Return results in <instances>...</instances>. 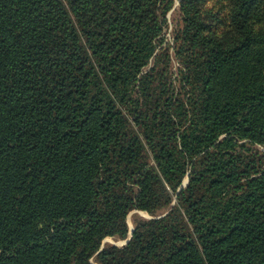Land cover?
<instances>
[{
    "label": "trees",
    "instance_id": "trees-1",
    "mask_svg": "<svg viewBox=\"0 0 264 264\" xmlns=\"http://www.w3.org/2000/svg\"><path fill=\"white\" fill-rule=\"evenodd\" d=\"M178 1L0 0V264H264V0Z\"/></svg>",
    "mask_w": 264,
    "mask_h": 264
},
{
    "label": "rangeland",
    "instance_id": "rangeland-1",
    "mask_svg": "<svg viewBox=\"0 0 264 264\" xmlns=\"http://www.w3.org/2000/svg\"><path fill=\"white\" fill-rule=\"evenodd\" d=\"M208 3H210L211 6L214 5L215 3V0H208ZM178 6H179V1L177 0V3H176V6H175V9L170 13L169 15V22H170V26H169V29H168V32H167V41L173 45V32H174V29H175V25L177 23V20L179 18V15H178ZM136 218H145V219H149L151 218L147 213H144V212H138V211H134L130 214L129 216V225H130V228L133 229L134 227V220ZM123 242L122 240H117L115 238H108L104 241V245H111V246H119L121 247L123 245Z\"/></svg>",
    "mask_w": 264,
    "mask_h": 264
},
{
    "label": "water",
    "instance_id": "water-1",
    "mask_svg": "<svg viewBox=\"0 0 264 264\" xmlns=\"http://www.w3.org/2000/svg\"><path fill=\"white\" fill-rule=\"evenodd\" d=\"M187 184H188V180L185 181L183 187H185ZM132 233H133V229H131V235H132ZM130 238H131V237H130ZM130 238L127 239L126 241H124L122 246H126V245L129 243Z\"/></svg>",
    "mask_w": 264,
    "mask_h": 264
}]
</instances>
